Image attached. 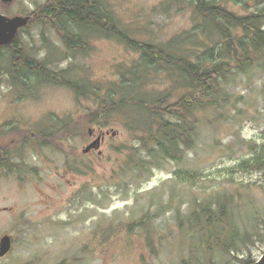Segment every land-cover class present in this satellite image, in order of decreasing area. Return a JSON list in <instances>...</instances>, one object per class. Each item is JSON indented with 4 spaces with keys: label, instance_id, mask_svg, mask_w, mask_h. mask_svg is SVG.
<instances>
[{
    "label": "rangeland",
    "instance_id": "1",
    "mask_svg": "<svg viewBox=\"0 0 264 264\" xmlns=\"http://www.w3.org/2000/svg\"><path fill=\"white\" fill-rule=\"evenodd\" d=\"M46 1L0 0V13L32 16ZM98 1L117 31L133 41L167 47L175 40L176 55L217 60L222 40L196 15V0ZM214 1L236 17L257 16L264 29V0ZM34 18L15 41L55 73L53 82L29 71L14 82L9 51L0 52V132L11 134L17 127L21 136L41 137L27 162L34 171L22 172L19 182L0 174V234L15 238L11 255L0 264H187L207 254L214 263L228 264L222 245L207 252L209 231L197 234L185 220L224 193L232 197L227 209L237 232L234 255L259 259L264 254V167L255 165L264 163V73L235 76L226 117L205 125L183 161L165 160L151 174L135 172L130 156L140 133L131 125L145 114L128 97L164 95L173 85L169 75L156 65L147 71L139 67L140 53L93 28L68 27L82 42L70 50L61 32L35 24ZM209 46H216L212 58L202 52ZM136 68L139 80L128 86V72ZM175 87L173 100L181 91ZM109 103L112 109L100 114L101 105ZM90 129L109 134L99 150L83 155ZM28 153L22 146V156Z\"/></svg>",
    "mask_w": 264,
    "mask_h": 264
},
{
    "label": "trees",
    "instance_id": "2",
    "mask_svg": "<svg viewBox=\"0 0 264 264\" xmlns=\"http://www.w3.org/2000/svg\"><path fill=\"white\" fill-rule=\"evenodd\" d=\"M195 12L205 27L217 33L222 40L217 49L216 61H202L199 55L196 56V61H193L191 58L172 53L174 45L177 44L175 40L169 43L167 48L127 38L117 31L115 23L102 9L98 0H47L33 13V22L61 32V40L70 50L82 42L77 39L79 35L68 31V27L74 26L79 31L93 28L123 40L129 48L140 53L139 67L147 71L150 65H156L169 75L173 85L164 95L146 100L140 96L128 97V102L141 107L145 114L140 121L133 120L131 125L132 130L140 133L136 137L138 145L132 148L130 156L135 172L144 171L151 174L153 169L161 166L165 160L183 161L187 151L195 148L201 140L205 125H212L213 121L226 117L227 106L234 98L228 86L234 82L235 76L243 74L250 78L256 72L264 73V29L257 16L236 17L214 0H196ZM236 29H240L242 34L232 35V30ZM215 47L204 48L203 55L212 58ZM2 49L9 51L7 64L14 82L19 81L17 75L23 71L33 72L53 82L55 73L49 71L45 63L25 55L18 49L15 40L10 46L0 47V52ZM137 73V68L128 72V86L133 83L134 78L139 80ZM125 82L121 84L124 85ZM66 85L70 86V83ZM175 86H179L181 91L173 100L172 96L177 88ZM136 88L138 87H128V91ZM237 98L242 99L239 96ZM122 103L124 102L116 108L122 107ZM108 106L105 108L101 105L100 114L113 107L111 103ZM91 117L96 118L97 114L94 113ZM255 166L263 168L264 163L258 162ZM231 200L232 197L226 193L213 197L210 201L202 203L199 211H193L185 220L197 234L204 230L209 231L208 253L216 246L222 245L223 251L230 256L228 264L232 260H240L241 264H252L256 260L238 259L234 255L237 248L234 237L237 238V232L232 224V214L227 209ZM224 238L230 241H222ZM209 259L207 254L203 261L189 260L186 263L217 264Z\"/></svg>",
    "mask_w": 264,
    "mask_h": 264
},
{
    "label": "flooded vegetation",
    "instance_id": "3",
    "mask_svg": "<svg viewBox=\"0 0 264 264\" xmlns=\"http://www.w3.org/2000/svg\"><path fill=\"white\" fill-rule=\"evenodd\" d=\"M3 4H5V2H3ZM1 15L5 16L4 14H1ZM16 16H21V17L29 16L30 17L29 23L32 20L31 15H25V16L16 15ZM16 16H13V17H16ZM5 17L12 18V17H8V16H5ZM90 130L88 132L89 133L88 134V136H89L88 145L91 144L96 138H98L100 136V145H99V149H100L101 145L103 144V142L105 140V137L109 134V131H105V132L100 131L96 135V133L94 132L93 129H92V131H90ZM14 131L17 133L13 132L10 134V133H1L0 132V174L6 173L9 175H12L13 178L19 182L22 172H24V173L25 172H32L35 170V168L32 167L27 162H29L30 153H35L38 150V146H37V143L35 140L36 139L41 140V137L35 138V137H37V134L34 132H29L28 134L21 136L20 133L18 132L19 129L17 127L14 129ZM43 135L46 136V134H43ZM43 139H46V137H43ZM45 145H47V144L45 143ZM22 146L27 147V149L29 151L27 156H25V155L22 156V154H21ZM94 151H96V149H91L87 153H82V154L83 155H90ZM4 236L9 237L10 248L5 255L0 257V261L4 260L7 256L11 255V252H12L11 250H12L13 244L15 242V238L11 233L0 234V240Z\"/></svg>",
    "mask_w": 264,
    "mask_h": 264
},
{
    "label": "water",
    "instance_id": "4",
    "mask_svg": "<svg viewBox=\"0 0 264 264\" xmlns=\"http://www.w3.org/2000/svg\"><path fill=\"white\" fill-rule=\"evenodd\" d=\"M2 1L5 3H9L12 0H2ZM29 21H30L29 16L26 17L16 16L12 18H7L0 14V47L11 45L13 41L16 39L20 29L27 26ZM114 135L115 133L112 132V136ZM99 145H100V136L96 138L91 144L87 145L82 150V153H87L91 149L98 150ZM9 248H10V239L8 236H4L0 240V257L5 255L8 252ZM252 264H264V254Z\"/></svg>",
    "mask_w": 264,
    "mask_h": 264
}]
</instances>
